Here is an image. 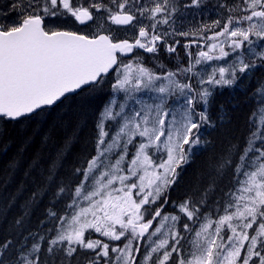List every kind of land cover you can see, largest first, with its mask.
Wrapping results in <instances>:
<instances>
[{
  "label": "snow or ice",
  "instance_id": "1",
  "mask_svg": "<svg viewBox=\"0 0 264 264\" xmlns=\"http://www.w3.org/2000/svg\"><path fill=\"white\" fill-rule=\"evenodd\" d=\"M210 7L219 18L193 23ZM61 18L95 31L50 26ZM129 30L133 42L120 38ZM176 37L188 41L184 56ZM135 50L177 62L148 67ZM225 87L250 105L245 129L225 135L172 200L184 168L213 144L205 132L225 122ZM105 93L72 167L65 150L33 164V190L0 231V264H264V0H0V125L76 99L68 147Z\"/></svg>",
  "mask_w": 264,
  "mask_h": 264
},
{
  "label": "trees",
  "instance_id": "2",
  "mask_svg": "<svg viewBox=\"0 0 264 264\" xmlns=\"http://www.w3.org/2000/svg\"><path fill=\"white\" fill-rule=\"evenodd\" d=\"M63 20L64 18L53 20L50 26H59L71 31L74 28V31H77V25L64 24L61 22ZM168 61L171 66L175 64H172L171 60ZM106 95L105 93L97 96L90 102L86 118L87 127L83 129L79 140L68 147L65 145V138L71 135V130L67 125L70 114L77 110L78 100L76 99L65 102V105L71 106L70 108L65 105L51 108L47 115L37 117L30 122H10L0 125L4 129L0 134V214H2L0 216V231H3L8 223L20 213V204L33 190L32 181L39 171V169L33 170L34 163L39 162V167L44 168L55 157L57 151L65 150L67 153L65 168L72 167L76 157L85 147V141L94 126L95 116L98 115L107 99ZM216 105H223L227 114L225 122L218 125L215 130L205 132V138L211 140L213 144L209 145L207 152L195 157L193 162L184 168L175 188L177 195H180L195 179L206 157L219 150L220 141L225 135L239 136L245 129L250 105L245 102L242 90L225 87L217 93ZM216 119L217 107L214 106L213 120ZM48 199L45 198L44 202L35 210L31 217L33 225L38 220L44 219L43 210L48 206ZM67 202L65 200L57 207L62 208L63 204Z\"/></svg>",
  "mask_w": 264,
  "mask_h": 264
},
{
  "label": "rangeland",
  "instance_id": "3",
  "mask_svg": "<svg viewBox=\"0 0 264 264\" xmlns=\"http://www.w3.org/2000/svg\"><path fill=\"white\" fill-rule=\"evenodd\" d=\"M217 2V0H210V4L211 5H215ZM193 15L195 16V21L193 23H199V22H206V23H211L212 20L214 19H217L219 18L218 16V10H215L214 8H208V9H205L202 13L199 12V11H194L193 12ZM66 19V18H64ZM189 20H192V16H189ZM78 26V28L76 29L77 32L81 33V34H88V35H91L94 31H95V26L94 25H90V26H84V25H79V24H75ZM126 27V26H125ZM128 27V26H127ZM74 31V28L72 29ZM186 30V29H185ZM211 34V33H209ZM177 39H180L181 41H187V40H184L183 38H180V37H176ZM175 38V39H176ZM122 39V38H121ZM131 42V41H129ZM203 46V45H201ZM206 50V49H205ZM190 51L193 52V54L195 53V51H197L196 47L193 48V49H190ZM179 53V52H178ZM137 55H141L143 56L142 54L140 53H137ZM180 55V54H179ZM185 55V51L184 53H182L180 56H184ZM129 58L128 59H132V57L128 56ZM168 58H171V62L172 64L173 63H176L177 62V58L176 56H168ZM146 65L148 67H154L155 65H157L156 63V58L154 56H151L149 57L147 60H145V57H143ZM125 62H128L127 60H125ZM159 64V63H158ZM166 65L171 68L172 66L169 65V62L166 63ZM107 96V95H106ZM235 96V95H234ZM236 97V96H235ZM179 171V169H178ZM135 179V178H134ZM116 187H119L120 185L117 183L115 185ZM176 188V185L174 186L173 189L170 190V193H169V196H170V199L172 200H175L177 199V197L179 195H177V190L175 189ZM135 191V190H134ZM89 219H91V217H89ZM159 235V234H158ZM89 239H95V238H102L104 239L106 242H107V239L108 238H105V237H99V234L98 233H92V235H89L88 236ZM153 239H156V237H153ZM142 242V241H141ZM114 243H117V242H114Z\"/></svg>",
  "mask_w": 264,
  "mask_h": 264
},
{
  "label": "flooded vegetation",
  "instance_id": "4",
  "mask_svg": "<svg viewBox=\"0 0 264 264\" xmlns=\"http://www.w3.org/2000/svg\"><path fill=\"white\" fill-rule=\"evenodd\" d=\"M113 27L127 28V26H126V27H125V26H113ZM134 35H135L134 30H129V31L122 32V33L120 34V38H122V39H129V41L133 42L132 38H133ZM176 39H177V38H176ZM187 42H188V41H181V46H177V51L179 52L180 55H181L182 53H184V49H183L182 45L185 44V43H187ZM169 43H172V40H171V39L169 40ZM195 47H196V46L193 45L191 49H193V48H195ZM135 51H136V53H140V54H142L143 57H145V60H147L149 57L153 56L152 54L146 53V52H144L143 50H135ZM129 56L132 57V54L129 55ZM168 56H169V55H167L166 53L161 52V53L159 54V59H158V60L156 59V63H157V64H158V63H159V64H163V65L167 66L166 63L170 62V61H168V60H171V58H168ZM128 58H129V57H128ZM167 67H168V66H167ZM163 211H165V212H171V211H172V205H171V204L166 205V206H165V209H164ZM154 223H156V222H154ZM117 243H118V242H117ZM141 243H144V241H142Z\"/></svg>",
  "mask_w": 264,
  "mask_h": 264
},
{
  "label": "water",
  "instance_id": "5",
  "mask_svg": "<svg viewBox=\"0 0 264 264\" xmlns=\"http://www.w3.org/2000/svg\"><path fill=\"white\" fill-rule=\"evenodd\" d=\"M129 55H131V54H127V56H129Z\"/></svg>",
  "mask_w": 264,
  "mask_h": 264
}]
</instances>
